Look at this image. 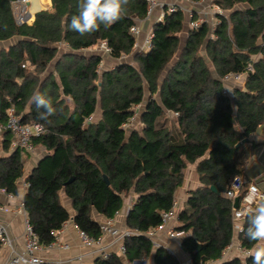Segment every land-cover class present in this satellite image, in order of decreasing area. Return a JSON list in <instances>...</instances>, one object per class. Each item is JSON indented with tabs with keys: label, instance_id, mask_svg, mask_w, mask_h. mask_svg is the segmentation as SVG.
<instances>
[{
	"label": "trees",
	"instance_id": "1",
	"mask_svg": "<svg viewBox=\"0 0 264 264\" xmlns=\"http://www.w3.org/2000/svg\"><path fill=\"white\" fill-rule=\"evenodd\" d=\"M12 1L0 0V41L19 38L0 50V122L15 105L24 123H41L47 130L33 140L47 154L26 176L24 197L40 241H54V232L71 217L61 193L72 201L74 221L98 238L93 211L115 217L124 196L133 192L137 201L126 223L140 234L125 239L126 258L113 254L97 263L126 264L124 259H147L154 252V264H181L166 248L155 249L145 233L162 223L184 170L196 163L201 185L189 192L188 207L179 214L178 230L186 234L182 249L192 264L221 259L234 238V207L225 193L233 178L243 176L244 143L237 144L264 123V0H213L227 13L213 29L204 23L189 30L182 11L167 13L154 25L145 51L135 50L131 28L147 16L148 0H130L120 20L86 36L69 27L79 0H52V11H39L31 25L16 23ZM102 41L111 58L121 61L109 70L101 68L100 54L79 53ZM61 43L67 50L60 54ZM229 73H246V82L224 94L222 78ZM37 91L56 108L50 124L38 119L43 109L31 102ZM138 105H144L142 127L126 129ZM166 112L178 113L177 131L161 125ZM3 134V149L9 151L13 135ZM24 154L18 149L0 156V189L9 194L18 193ZM238 240L246 251L255 248L244 232ZM223 264L253 262L249 255Z\"/></svg>",
	"mask_w": 264,
	"mask_h": 264
},
{
	"label": "built area",
	"instance_id": "2",
	"mask_svg": "<svg viewBox=\"0 0 264 264\" xmlns=\"http://www.w3.org/2000/svg\"><path fill=\"white\" fill-rule=\"evenodd\" d=\"M32 0H13L11 2L13 14L18 25H31L33 21L31 20L32 13L31 9ZM159 11V14L156 17V23L163 22L165 15L167 13L182 11L187 17V28L198 29L204 23H207L211 29H213L216 24L220 22L221 16H227L226 11L218 4L209 2L206 3L205 0L193 1V0H178L176 3L166 4L160 0H148V11L147 16L143 21H149L154 18L156 11ZM131 33L138 40L141 29L138 25H135L131 28ZM152 32L148 34L144 43L141 47L137 48V51H145L149 49L151 44ZM99 53L102 55L111 54V48L108 46L106 41H102L98 44ZM248 70H252L249 67ZM246 73H229L222 78L224 85L223 93L229 94L230 88L233 86L244 85L246 82ZM243 83V84H242ZM140 105L135 106L138 108ZM134 107L135 114L133 118L126 123L125 128L132 125L135 117L137 115V110ZM175 117L178 116V113H174ZM90 118L88 121H91ZM41 123H24L22 121V114H19L16 110L15 105H11L6 111V122H0V133L4 130L10 131L13 135V139L10 144V149L22 150L24 153H34L37 149V146L33 143L35 138H38L44 135L47 130L42 125L43 131L38 132L36 125ZM245 180L241 177H235L231 180L229 189L226 191L225 196L232 201L237 197H240V204L238 209H234L233 213V225L234 231L237 234L243 233L240 230V226H244V218L246 217L248 210L252 208L256 201L261 198L259 189L255 183H250L245 189ZM28 186V183H25ZM253 189H256L253 192ZM3 192L5 190L2 189ZM180 206L177 200H174L171 210L162 213V223L147 233L145 236L150 239L154 248L160 247V243L157 241V231L167 230L168 234L171 237H180L185 233L179 231L173 225L178 223ZM108 218L104 217L103 219L98 220V225L101 230V235L98 238H95L89 235L85 230L81 229L79 225L74 221L75 229L78 235V238L81 244L91 249L94 254L98 256L99 259H109L113 254L123 255L126 254V248L124 245L125 239L140 234L136 230L130 228H121L117 221V216ZM25 246L23 251L16 252L13 248V239L10 235L9 228L5 223H0V242L3 247H8L12 249L11 256L7 261V264H56V262L49 261L47 258L41 255V252L44 249H53L55 246H61L59 243V235L63 232L66 227V223L62 227L54 232L55 240L49 244H43L38 235L33 230L32 225L29 222L28 216L25 213ZM111 237V242L105 243L104 238ZM118 246V252H113L111 248ZM63 248H68L69 245H62ZM233 248L231 243L224 251L223 255L228 253ZM240 249L241 245L239 246ZM140 262V261H139ZM98 264V263H95ZM189 264H192V260H189Z\"/></svg>",
	"mask_w": 264,
	"mask_h": 264
},
{
	"label": "crops",
	"instance_id": "3",
	"mask_svg": "<svg viewBox=\"0 0 264 264\" xmlns=\"http://www.w3.org/2000/svg\"><path fill=\"white\" fill-rule=\"evenodd\" d=\"M166 4L176 3L178 0H160ZM32 5V4H31ZM52 0L47 3L46 8L43 10L52 11ZM159 14L157 10L153 19L149 21H139L137 25L141 29V34L137 40V48L141 47L144 43V40L148 36L149 33L152 32L154 25L156 24V17ZM35 19V17H34ZM34 22V20H33ZM187 26V23H186ZM188 29V28H187ZM19 38H12L7 41H0V50L3 48H8L12 44L16 43ZM60 54L63 51H66L67 45L65 43L60 44ZM98 44L80 51L81 54L86 55H94L100 54L98 49ZM136 50V48H135ZM101 55V54H100ZM103 62L101 64V68L104 70H109L114 68L120 60H115L111 58L109 55H102ZM131 57L128 58V61H131ZM123 60V59H122ZM148 95V92H146ZM144 109V107H143ZM101 116V110L98 108L95 114L96 120H98ZM169 118L172 122V126H168L172 128L174 131H177V122L174 113L166 112L163 118ZM94 119V117H93ZM92 119V120H93ZM141 123V122H140ZM142 124V123H141ZM176 134V132H175ZM178 134V133H177ZM177 138H181L177 136ZM4 134L0 133V156L9 155L12 150L5 151L3 149ZM256 145L257 147H254ZM40 146V145H39ZM37 146V147H39ZM43 147V146H41ZM44 148V147H43ZM45 153L40 156L24 154V159L28 158L25 161L24 166V176L20 179L18 184V193L17 195L9 194L7 192H3L0 189V223H5L8 228L10 235L13 239V248L16 252H22L25 246V208H24V197L27 193L26 176H28L39 164L40 160L44 158L47 154L46 149L44 148ZM239 164L243 170L242 178L250 183H255L259 189V193L261 197H264V123L258 128V130L249 137V141L243 144L242 151L239 156ZM201 185L199 174L197 172V164H189L187 168L184 170V182L183 185L177 190L175 200L179 202L180 209H186L188 207L187 201L189 197V192L197 189ZM61 202L64 207L69 211L71 217L65 222L66 227L63 232L59 235V243L62 245H69L68 248H63L61 246H55L53 249H44L41 252V255L47 258L49 261L56 262V264H95L99 259L96 254L92 252L91 249L84 247L77 235L74 223V216L76 214L75 210L72 206V201L64 194L60 195ZM137 195L133 192L124 196V204L122 209L119 211V215L117 216L118 224L121 228H128L126 219L130 209L136 204ZM27 214V213H26ZM105 216L98 214L96 211H93L92 218L97 222L100 219H103ZM180 221L175 223L173 226L180 227ZM186 234L180 237H171L168 234L167 230H159L157 231V241L160 245L166 248L171 254H174L180 261L181 264H189V260L191 257L182 249V242ZM111 237H105L104 242H111ZM233 248L223 255V257L216 261L208 262L207 264H223L226 261L232 260L234 258H241L245 260L248 253L251 251H246L242 247L239 248L240 242L238 240V234L234 231V238L232 241ZM156 249V248H155ZM113 252H118V246L111 248ZM12 253V249L8 247H1L0 250V264H7ZM121 258H126V256L119 255ZM154 252L147 259H139L133 262L126 261V264H154ZM140 261V262H139Z\"/></svg>",
	"mask_w": 264,
	"mask_h": 264
},
{
	"label": "clouds",
	"instance_id": "4",
	"mask_svg": "<svg viewBox=\"0 0 264 264\" xmlns=\"http://www.w3.org/2000/svg\"><path fill=\"white\" fill-rule=\"evenodd\" d=\"M130 0H79L77 14L72 15L69 27L80 36L90 35L116 23L127 12ZM31 102L38 112V119L51 123L50 117L56 114V108L49 97L35 92ZM37 131H43L41 124L36 125ZM256 189H253L255 192ZM249 241L256 242L255 248L248 253L253 264H264V197L255 202L247 213V227L240 226Z\"/></svg>",
	"mask_w": 264,
	"mask_h": 264
},
{
	"label": "rangeland",
	"instance_id": "5",
	"mask_svg": "<svg viewBox=\"0 0 264 264\" xmlns=\"http://www.w3.org/2000/svg\"><path fill=\"white\" fill-rule=\"evenodd\" d=\"M206 1V3L208 4L209 2H211V1H213V0H205ZM45 8H46V6H45ZM45 8H43V9H45ZM43 9H40V10H43ZM34 20V19H33ZM183 42H184V38H183ZM183 42H182V44H183ZM129 58V57H128ZM128 58H126L125 60H127L128 61ZM53 68V64H52V66H51V69ZM243 84V83H242ZM245 85V84H244ZM244 85H240V87H244ZM146 99H148V95L146 94V98H145V100ZM143 107H144V105H140L138 108H136V110H137V115H136V117H135V120L133 121V123H132V125H130L129 127H127L126 129H141V127H142V124L140 123V115H141V111L143 110ZM172 124V122H171V120L169 119V118H163L162 120H161V125H168V126H172L171 125ZM45 153V151H44V148L43 147H41V146H39V147H37V149H36V151L34 152V153H25L26 155L27 154H33V155H36V156H40L41 154H44ZM27 157H29L28 155H27ZM26 157V160H24V161H27V158Z\"/></svg>",
	"mask_w": 264,
	"mask_h": 264
},
{
	"label": "bare ground",
	"instance_id": "6",
	"mask_svg": "<svg viewBox=\"0 0 264 264\" xmlns=\"http://www.w3.org/2000/svg\"><path fill=\"white\" fill-rule=\"evenodd\" d=\"M49 1L50 0H32V5L30 9L32 16L30 21H33L35 13L40 9L45 8V6L47 5V3H49Z\"/></svg>",
	"mask_w": 264,
	"mask_h": 264
},
{
	"label": "water",
	"instance_id": "7",
	"mask_svg": "<svg viewBox=\"0 0 264 264\" xmlns=\"http://www.w3.org/2000/svg\"><path fill=\"white\" fill-rule=\"evenodd\" d=\"M39 11H41V10H39ZM39 11H37V12L35 13V16H34L35 18H36V14H37ZM34 20H35V19H34ZM0 103H1V102H0ZM248 141H249V138H245L243 141H241V142H239V143L237 144V147L240 146L242 143H246V142H248ZM105 180H106L107 183H109L107 177H105ZM211 189H212L213 191L217 192V189H216L214 186H212ZM239 204H240V197H237V198L235 199V201H234V204H233L234 209H238V208H239Z\"/></svg>",
	"mask_w": 264,
	"mask_h": 264
}]
</instances>
